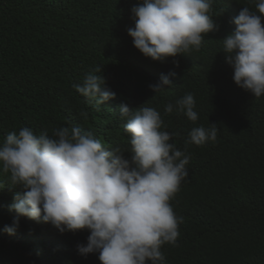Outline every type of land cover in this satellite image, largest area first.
Here are the masks:
<instances>
[{
  "label": "trees",
  "instance_id": "obj_1",
  "mask_svg": "<svg viewBox=\"0 0 264 264\" xmlns=\"http://www.w3.org/2000/svg\"><path fill=\"white\" fill-rule=\"evenodd\" d=\"M140 0H0V142L9 132L35 133L61 127L90 132L106 147H130L118 106L152 107L171 143L190 156L187 177L170 201L183 217L175 245L161 251L166 264H264V95L238 87L222 53V39L249 0H213L209 15L219 31L204 34L199 51L146 58L133 45L131 9ZM179 62V66L174 64ZM99 68V72L95 69ZM104 76L116 98L97 108L78 93L86 74ZM175 73L173 85L156 94L149 85ZM191 93L198 120L165 114L168 103ZM215 142L185 144L189 132L211 124ZM127 153L125 157H127ZM0 170V264H101L99 253L81 256L87 230L61 234L50 224L19 217L14 235L3 231L20 186Z\"/></svg>",
  "mask_w": 264,
  "mask_h": 264
},
{
  "label": "clouds",
  "instance_id": "obj_2",
  "mask_svg": "<svg viewBox=\"0 0 264 264\" xmlns=\"http://www.w3.org/2000/svg\"><path fill=\"white\" fill-rule=\"evenodd\" d=\"M249 2L255 11L243 7L232 20L236 27L222 39V53L235 84L259 98L264 95V0ZM212 4L213 0H140L131 9L135 26L128 35L146 58L161 63L199 51L204 34L219 31L209 15ZM174 75L161 74L150 90L162 93L173 85ZM73 87L97 108L116 98L105 77L94 72ZM194 109V96L187 93L165 105L164 112L175 111L195 123ZM118 112L130 136L127 149L106 147L75 126L53 129L51 136L29 127L6 135L0 142V170L8 175L6 183L23 192L13 195L9 211L17 216L4 226L5 233L14 235L23 216L48 223L61 234L87 230V243L77 245V251L84 257L99 253L101 264H166L161 248L176 244L183 223L170 201L188 175L190 156L170 142L175 133L162 130L166 126L155 108L132 109L122 102ZM217 132L215 124L195 127L185 144L215 142Z\"/></svg>",
  "mask_w": 264,
  "mask_h": 264
}]
</instances>
